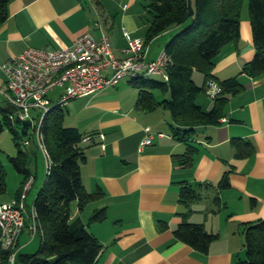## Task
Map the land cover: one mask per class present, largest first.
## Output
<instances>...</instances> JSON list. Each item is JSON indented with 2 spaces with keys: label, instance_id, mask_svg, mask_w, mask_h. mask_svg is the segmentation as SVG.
Returning <instances> with one entry per match:
<instances>
[{
  "label": "crops",
  "instance_id": "obj_1",
  "mask_svg": "<svg viewBox=\"0 0 264 264\" xmlns=\"http://www.w3.org/2000/svg\"><path fill=\"white\" fill-rule=\"evenodd\" d=\"M83 1L92 8L83 6L82 0H9L7 19L0 26V66L26 47L57 49L71 44L87 30L98 35L93 27L98 10L110 38L118 32L120 23L136 30L126 11L128 4H123L126 9L119 18L102 0L98 10L90 0ZM112 47L120 54L119 45ZM254 52L249 16L242 19L240 15L239 38L221 47L213 59V73L218 79L238 75L242 89L228 97L217 124L195 128L190 141L197 151L188 166L174 156L185 151L186 143L171 134L167 109L140 110L135 107L137 94L122 103L115 97L119 94L116 85L80 97L88 102L82 105L85 125H70L93 136L83 143L87 158L80 167L81 178L88 191L100 187L103 193L82 210L73 201L70 222L73 228L85 225L103 244L96 264H235L244 257V239L240 247L236 240L214 230H235L234 226L243 227L248 221L264 217V73H241ZM156 54L151 50L150 57ZM3 76L0 90L5 88L4 72ZM196 101L210 109L213 96L201 92ZM144 126H150L153 142L140 150L139 142L146 135ZM233 138L249 140L253 152L236 156ZM224 174L229 186L218 187ZM182 181L212 184L201 188V197L190 205L188 216L189 221L202 222L207 230L218 233L207 252L173 235L181 220L180 212L185 210L179 202ZM216 195L220 203L211 211ZM102 206H106V218L88 223L92 212ZM210 215L214 216L211 221Z\"/></svg>",
  "mask_w": 264,
  "mask_h": 264
},
{
  "label": "trees",
  "instance_id": "obj_2",
  "mask_svg": "<svg viewBox=\"0 0 264 264\" xmlns=\"http://www.w3.org/2000/svg\"><path fill=\"white\" fill-rule=\"evenodd\" d=\"M90 2L98 10L100 1ZM243 2L244 0H143V7L150 16L145 41L151 42L160 33L167 34L163 47L171 60L165 68L167 79L161 77V80H155L150 76H141L128 81L138 88L136 108L153 111L161 106L169 111L171 134L186 143L185 151L174 156L185 166L192 163L197 151V146L190 141L195 128L199 125L217 124L228 97L242 89L238 75L224 79H218L214 75L213 59L223 45L239 38ZM8 3L9 0H0V26L7 19ZM248 12L255 52L244 63L241 73L258 76L264 73V0H248ZM101 16L98 10L95 19L101 21ZM194 70L203 75V83L200 85L192 77ZM211 80L217 82L219 91L213 95L211 108L204 109L196 98L201 92H206ZM154 89L167 91L168 97L157 100L153 94ZM12 112L11 105L5 108L0 104V132L4 126L10 127L19 146L17 153L8 157L14 168L23 174L20 187L13 197L18 199L26 179L31 175L35 178L29 162L35 157L37 148L29 151L27 147H22L23 135L15 129L17 127L11 118ZM63 119V111L60 106H56L44 115L40 126L42 143L47 153V167L32 204L26 202L29 209L33 206L36 214L35 234L39 237V245L34 253L18 254L16 251L15 259L18 256L23 264H96L103 247L97 236L85 225L80 224L74 228L71 226V203L76 201L78 208L82 210L87 203L100 198L103 191L100 187L95 191H88L81 178L80 167L87 158L82 138L92 133L85 134L77 126L64 125ZM92 137L87 141L92 140ZM232 144L238 157L253 152V145L247 139L233 138ZM211 186L212 184L205 182L182 181L179 189V202L185 210L180 212L181 220L173 235L176 240L200 252L208 251L218 233L207 230L202 222L189 221L188 216L191 212L190 205L201 197V188ZM226 186H229V181L227 174H224L218 187ZM5 187V170L0 159V192H4ZM213 203L215 206L211 211L219 206V196L213 197ZM106 216V206H102L92 212L88 223L102 221ZM27 220L30 230L29 219ZM243 234L245 256L235 264H264V217L246 222ZM17 246L18 242L15 247ZM10 252L11 250L0 251L2 264H9L7 257Z\"/></svg>",
  "mask_w": 264,
  "mask_h": 264
},
{
  "label": "built area",
  "instance_id": "obj_3",
  "mask_svg": "<svg viewBox=\"0 0 264 264\" xmlns=\"http://www.w3.org/2000/svg\"><path fill=\"white\" fill-rule=\"evenodd\" d=\"M93 27L98 30V35L87 30L71 44L57 49L26 47L0 66L6 75L5 88L0 92L13 107L11 118L14 120L19 115L31 120L30 128L44 153L46 167L47 153L42 143L40 126L44 115L53 107L114 86L124 78L130 80L159 75L167 79L165 68L171 57L164 47L154 57H150V42L140 37L131 39L129 31L124 29L127 46L120 48V54H116L102 21L94 19ZM57 88L62 90L57 91ZM218 91L219 85L211 80L206 92L213 96ZM51 92L53 94L50 95ZM31 110H36V118L32 116ZM143 129L146 135L139 142L140 150L153 142L150 126H144ZM90 136L86 135L82 140L87 141ZM32 178L31 175L26 179L18 199L0 204V251L11 250L7 257L9 264L15 262V246L25 218L29 219L30 233L34 235L36 231L35 211L31 205L29 209L26 203Z\"/></svg>",
  "mask_w": 264,
  "mask_h": 264
},
{
  "label": "rangeland",
  "instance_id": "obj_4",
  "mask_svg": "<svg viewBox=\"0 0 264 264\" xmlns=\"http://www.w3.org/2000/svg\"><path fill=\"white\" fill-rule=\"evenodd\" d=\"M81 1V0H80ZM102 2L105 4V6L109 9V11L116 17L120 16L124 13L123 4H128L127 12L130 14V17L133 19L134 24L136 25V30L132 31L131 28L127 25H123L122 23L117 25L118 32L115 34V36H111V42L113 45H119L121 48L127 46V37L124 40L123 31L124 29H127L129 33V38L134 39L137 37L146 38V29H147V21L149 19V14L145 11L143 7V0H133L130 2V0H102ZM84 6V4L90 9L91 5H89L88 2H85L82 0L81 2ZM241 18H245L246 16H249L248 12V0H244L242 8H241ZM125 36V35H124ZM167 34L160 33L155 39H151V50L153 54L156 52L158 53L163 48V43L166 39ZM193 79L197 84L200 85V79L202 73L195 70L193 71ZM0 76L3 78V72H0ZM150 78L155 80H161V77L159 75H150ZM128 79L124 78L119 81L118 84H116L115 88L116 93H119L117 96H115L117 99H119L122 103L128 101L129 99H132L136 96L138 93V88L133 86ZM57 91H61L62 88H57ZM53 94L52 92L50 95ZM154 97L157 100H161L162 98L168 97V92H162L159 89L153 90ZM87 98H74L70 101H68L66 104H63L60 106L61 110L64 114L63 124L64 125H70L71 123H79L80 127H83L84 120L82 119V116L84 115V112L86 110L82 109V105L85 106L88 105V102H86ZM0 104L5 106V108L9 107L8 102L4 99V96L2 93L0 94ZM72 107V108H71ZM76 109L77 111H73ZM159 110H166L163 107H158ZM70 110V112H69ZM166 110L165 112H167ZM32 116L36 118V110H31ZM161 122V121H160ZM86 123V122H85ZM16 130H19L18 128H15ZM20 134V132H19ZM21 145L22 147H27L29 151H32L34 148H37L36 155L33 159H30V168L33 174H35V178H32V183L30 190L27 193V200L26 202L28 204H32L39 188L41 187V184L44 179L45 171H46V160L44 157L43 151L40 149L38 140L36 138V134L32 133L31 128H29V134L22 136ZM27 141V143H25ZM19 149L18 144L15 141V133L12 131V129L8 126H4V129L0 132V159L2 162V166L5 170V191L0 192V202L1 201H9L13 197H15L16 192L18 188L20 187L21 181L23 179V174L21 172H18L11 161L9 160V156L15 155ZM213 215L208 216V220H213ZM28 218H26L25 226L23 227V232L21 233L19 239L18 246L16 248V251L18 254L21 253H34L38 249L39 245V237L38 235L34 234L32 235L30 233V230H28ZM217 221V219H216ZM221 223L222 219H218ZM224 225V223H223ZM225 228V227H223ZM222 228V229H223ZM235 230H214L218 231L222 237L229 238L236 240L239 246L241 247L244 234H243V227L237 228V226H234ZM18 242V240H17ZM237 244V245H238ZM241 254L245 256V250L242 248ZM14 264H23L19 259L18 256H16Z\"/></svg>",
  "mask_w": 264,
  "mask_h": 264
},
{
  "label": "water",
  "instance_id": "obj_5",
  "mask_svg": "<svg viewBox=\"0 0 264 264\" xmlns=\"http://www.w3.org/2000/svg\"><path fill=\"white\" fill-rule=\"evenodd\" d=\"M31 123L30 119H23L19 115H16L14 118V125L19 129L20 134L23 136L28 134V129L30 128Z\"/></svg>",
  "mask_w": 264,
  "mask_h": 264
}]
</instances>
